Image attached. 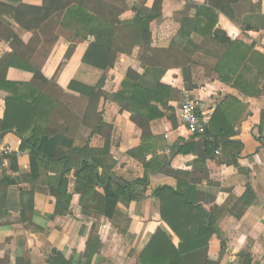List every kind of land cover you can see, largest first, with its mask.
Segmentation results:
<instances>
[{"label":"crops","instance_id":"0c3cea01","mask_svg":"<svg viewBox=\"0 0 264 264\" xmlns=\"http://www.w3.org/2000/svg\"><path fill=\"white\" fill-rule=\"evenodd\" d=\"M216 3L0 0V67L8 56L24 52L33 66L41 69L58 41L43 70L51 83L47 90L52 101H60L62 95L57 89L63 92L71 82L94 88L102 78V90L114 95L123 91L126 74L132 71L143 89L155 91L162 85L171 90L167 106L174 110L177 120L175 128L160 119L150 122L153 152L142 157L148 161L155 154L167 165L164 172L174 178L164 175L148 187L137 213L135 202L127 207L118 204L110 221L82 207L73 177L68 180L71 200L63 215L55 213V199L45 194H35L32 210L22 208L20 191L38 183L30 179L29 151H19L20 142L7 137L4 143L11 145L14 155L0 159L5 177L0 195L3 184H9L0 210V264H51V260L56 264H140L139 255L157 229L177 247L178 238L161 221L159 201L151 196L152 188L158 185L175 186L174 179L199 183L207 223L222 236L209 238L208 248L219 251L222 241L225 244L217 264H264V0H239L230 7L229 18L214 8ZM79 9L82 14L76 17L81 12H74ZM83 19L89 20L88 24ZM216 30L224 32L230 41L220 58L216 57L223 47L213 39ZM14 36L23 43L19 50L9 44ZM92 44L110 51L115 57L112 68L100 70L82 62ZM70 45L73 51L64 62ZM5 77L16 83L32 80L31 75L16 69H8ZM186 95L214 104L235 132L231 142L220 144L214 160H207L206 167L199 170H193L192 163L201 151L173 154L180 141L190 137L179 119V107ZM5 96L1 90L0 120L5 114ZM147 102L164 111L160 102ZM99 109L103 123L112 128L108 146L84 124L76 127L73 146L88 144L92 156L101 163L98 174L106 182L111 176L124 183L141 179V162L127 154L141 144V132L131 121L132 114L120 111L110 100L101 101ZM48 168V178L55 185L61 165L52 163ZM246 185L254 193L256 204L236 220L230 211ZM90 239L93 244L86 252ZM54 253L63 260L56 259Z\"/></svg>","mask_w":264,"mask_h":264},{"label":"trees","instance_id":"16d2710c","mask_svg":"<svg viewBox=\"0 0 264 264\" xmlns=\"http://www.w3.org/2000/svg\"><path fill=\"white\" fill-rule=\"evenodd\" d=\"M238 1L217 0L214 8L229 18L230 7ZM75 13H80L76 14V17H80L82 10H76ZM83 21L86 24L89 22L87 19ZM213 35V39L223 47L216 57L220 58L227 50L230 41L220 30H216ZM11 39L10 46L14 47V50H19L23 43L15 36ZM57 44L58 41H55L41 69L34 67L30 62L31 57L26 56L24 52L17 56H8L0 67V76L3 79L0 81V91L6 92L5 114L0 120V135L6 133V137L2 139L1 144L7 145L4 143L5 139L12 137L14 142H20L19 151L26 149L29 151L30 179L38 183L30 190L20 191L21 207L32 210L35 194H45L55 199V213L63 215L68 211L71 200V195L67 191L68 180L69 177H73L75 193L80 196L84 209L94 210L110 221L118 204L127 207L135 202L137 213L139 203L143 199L142 193L146 192L148 187L157 184L164 175L174 178L164 172L167 165L162 164L155 154L148 161L142 159L144 155L153 152L149 125L151 121L160 119L162 122L170 123L171 128L177 126L174 110L167 106L171 90L162 85H159L155 91L143 89L138 83V76L128 71L126 81L122 84V92L114 95L106 94L102 90L104 84L102 78L94 88L71 82L65 91L61 92L57 89L62 95L61 100L55 101L53 97L54 101H52L51 91L47 90L51 83L44 78L43 70ZM73 48L74 46L70 45L63 58L64 62L70 58ZM114 61L115 57L111 56L110 51L97 44L90 45L82 59L84 64L100 70L112 68ZM8 69L28 73L32 76V80L27 83L7 81L5 74ZM151 99L160 102L164 111L150 106L147 101ZM105 100L113 101L119 106L120 111L131 113V121L141 132L140 147L127 154L141 162L144 176L132 183H125L124 188L111 180L106 182L105 178H101L98 174L101 163L92 156L88 144L82 148L73 146L72 135L79 124L91 126L92 134L102 136L105 147L108 146L112 128L103 123L99 109L100 102ZM77 101H82L83 104L78 106ZM222 113L217 109L214 111L207 124L206 135L190 136L187 141H180L176 151H173L176 155L197 154L201 151L202 155L192 163L193 170L205 168L207 160H214L220 144L231 142L230 138L235 133L234 128ZM52 163L61 165L55 185L51 184L47 174L48 166ZM201 172L206 175L205 171ZM4 178H1L0 184L3 183ZM174 180L175 186L158 185L152 188L151 196L159 201L160 219L178 238L179 244L175 247L170 237L157 229L139 255L140 264H217L218 254L225 250V244L222 241L219 251L213 252L208 248L209 238L213 235L218 238L222 236L218 229L212 228L207 223V214L202 208L204 193L199 189V183ZM3 185L0 210L4 207L9 184ZM255 204V195L250 186L246 185L244 193L237 200L230 214L236 220H240ZM22 215L23 212L21 217ZM91 244L93 242L90 239L86 252ZM54 255L56 259L63 260L58 253ZM53 261L55 260H51V264Z\"/></svg>","mask_w":264,"mask_h":264},{"label":"built area","instance_id":"2783aa9c","mask_svg":"<svg viewBox=\"0 0 264 264\" xmlns=\"http://www.w3.org/2000/svg\"><path fill=\"white\" fill-rule=\"evenodd\" d=\"M215 111V105H207L204 102L194 99L188 95L184 97L179 107V119L181 125L189 136H203L207 123ZM14 155L9 145H2L0 141V159ZM3 176L0 163V180Z\"/></svg>","mask_w":264,"mask_h":264},{"label":"water","instance_id":"95a60500","mask_svg":"<svg viewBox=\"0 0 264 264\" xmlns=\"http://www.w3.org/2000/svg\"><path fill=\"white\" fill-rule=\"evenodd\" d=\"M207 134V128L205 129V135ZM5 133H2L0 136V141L2 140V138L4 137ZM108 180H111L112 182H114L116 185L120 186L121 188H124L126 186V184L122 181H120L119 179H117L114 176L109 177Z\"/></svg>","mask_w":264,"mask_h":264},{"label":"rangeland","instance_id":"374dc122","mask_svg":"<svg viewBox=\"0 0 264 264\" xmlns=\"http://www.w3.org/2000/svg\"><path fill=\"white\" fill-rule=\"evenodd\" d=\"M141 191V190H140Z\"/></svg>","mask_w":264,"mask_h":264}]
</instances>
